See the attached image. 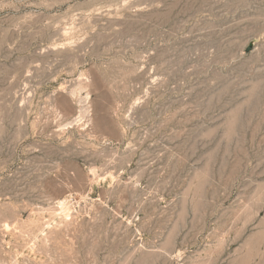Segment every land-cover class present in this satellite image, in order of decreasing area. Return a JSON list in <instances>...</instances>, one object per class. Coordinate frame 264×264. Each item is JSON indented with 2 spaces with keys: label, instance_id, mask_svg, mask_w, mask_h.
<instances>
[{
  "label": "rangeland",
  "instance_id": "374dc122",
  "mask_svg": "<svg viewBox=\"0 0 264 264\" xmlns=\"http://www.w3.org/2000/svg\"><path fill=\"white\" fill-rule=\"evenodd\" d=\"M0 264H264V0H0Z\"/></svg>",
  "mask_w": 264,
  "mask_h": 264
}]
</instances>
